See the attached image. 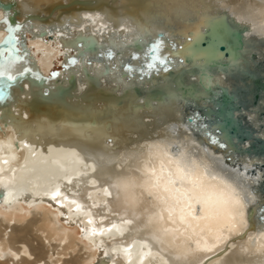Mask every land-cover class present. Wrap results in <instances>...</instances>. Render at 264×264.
<instances>
[{
    "label": "bare ground",
    "instance_id": "1",
    "mask_svg": "<svg viewBox=\"0 0 264 264\" xmlns=\"http://www.w3.org/2000/svg\"><path fill=\"white\" fill-rule=\"evenodd\" d=\"M0 5V49L22 57L8 69L15 80L0 77V264H264V212L249 177L181 120L179 76L148 61L125 62L130 51L139 57L158 44L157 57L188 59L175 65L176 75L182 66L208 72L220 55L194 46L204 28L224 10L248 23L246 36L264 38V0ZM158 30L164 38H156ZM228 60L234 66L239 57ZM218 70L204 83H226ZM135 86L144 93L159 86L163 95H136ZM177 160L189 168L195 162L221 197L200 204L201 189L169 185ZM156 177L174 199L149 187ZM237 199L242 207L227 202ZM23 206L32 207L26 219Z\"/></svg>",
    "mask_w": 264,
    "mask_h": 264
},
{
    "label": "water",
    "instance_id": "2",
    "mask_svg": "<svg viewBox=\"0 0 264 264\" xmlns=\"http://www.w3.org/2000/svg\"><path fill=\"white\" fill-rule=\"evenodd\" d=\"M222 12V20L204 28L202 38L194 44L197 48H211L219 53L220 58L210 63L208 72L197 67L187 71L182 66L176 75L173 68L187 63V58L168 56L165 58L167 63L165 59L149 61L145 55L148 48L136 59L141 63L152 62L153 70L161 69L168 77L179 76L174 85L185 97L181 120L206 145L221 152L226 165L249 177L251 190L260 196L259 208L264 212V38L246 36L248 23ZM155 35L158 39L165 37L162 30ZM133 52L125 58L126 67L133 65ZM109 53L105 49L106 57L111 56ZM237 56L238 64L230 66L228 58ZM218 69L223 72L226 83L205 84L203 78L216 75ZM135 75L136 71H131L130 76ZM38 78L44 81L47 76L39 74ZM200 91L204 93L192 94ZM134 92L150 99L163 95L159 86H153L145 93L135 86ZM105 98L118 103L121 100L109 94H105Z\"/></svg>",
    "mask_w": 264,
    "mask_h": 264
},
{
    "label": "snow or ice",
    "instance_id": "3",
    "mask_svg": "<svg viewBox=\"0 0 264 264\" xmlns=\"http://www.w3.org/2000/svg\"><path fill=\"white\" fill-rule=\"evenodd\" d=\"M4 23L9 24V27L11 28V24L9 20H5ZM21 25L17 23L15 25V28H20ZM162 43V42H161ZM159 47L158 44L149 46V48L146 50V58L151 61L152 59H164L163 54H161L160 57H157L155 55L157 48ZM7 51V49H0V56H4V61L0 62V77H7L8 81H13L16 79L15 75H12L9 72V67L11 66V63L14 62L15 59H22L20 56H14L9 58L8 56H5L4 53ZM108 55H111L109 53ZM134 59L138 58L136 56L133 57ZM165 63H167V60L165 59ZM148 66H152L151 63L148 64ZM130 67V66H129ZM27 71L26 69L23 71L18 70V75H24V72ZM183 155V154H182ZM177 169L175 173H170L169 178L167 180V183L169 185H175L178 182L183 183L187 181L188 183L193 185V188L201 189L202 191V197L200 200L197 201V203L202 204L205 199L207 200H213V197H215L217 200L221 197V193L218 192V190L214 189L212 185H209L206 183L207 176L205 173H203L196 165L195 162H193V167L189 168L187 165L183 164L181 160L176 161ZM214 179V177H213ZM150 188H157L163 193L167 194L170 199H174L172 196V193L170 192V189L168 187H162L161 186V177H156L155 180L149 185ZM230 187V186H229ZM230 190L236 195L239 196V193L235 192V189ZM177 192H179V189H177ZM185 197H187V194H184ZM228 203L235 204L239 207H242V204L239 199L237 200H228Z\"/></svg>",
    "mask_w": 264,
    "mask_h": 264
},
{
    "label": "rangeland",
    "instance_id": "4",
    "mask_svg": "<svg viewBox=\"0 0 264 264\" xmlns=\"http://www.w3.org/2000/svg\"><path fill=\"white\" fill-rule=\"evenodd\" d=\"M60 62V58L59 59H57L56 60V62H55V66H54V68H52V70H51V72H52V74L53 73H56L61 67H60V64H59V62ZM59 67V68H58ZM44 206H46V205H44ZM23 209L22 210H20V214H19V216L20 217H23V218H28L29 217V212H30V210H32V207H27L28 208V210L26 209V207L25 206H23L22 207ZM30 208V209H29ZM54 216H56L55 214H54ZM52 225V224H51ZM54 225H52V228H53V230H55L54 232H56V229L53 227ZM64 226V225H63ZM69 232H71L74 236H76V238L78 239V240H80V236H79V233L77 232L78 230H76L73 226H64ZM92 261V260H91ZM90 262V261H89ZM86 264H90V263H86Z\"/></svg>",
    "mask_w": 264,
    "mask_h": 264
}]
</instances>
